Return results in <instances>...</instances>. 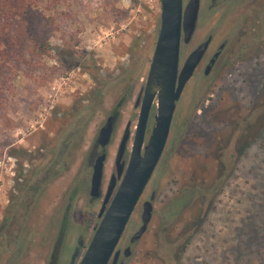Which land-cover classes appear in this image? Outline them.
<instances>
[{
  "label": "rangeland",
  "instance_id": "1",
  "mask_svg": "<svg viewBox=\"0 0 264 264\" xmlns=\"http://www.w3.org/2000/svg\"><path fill=\"white\" fill-rule=\"evenodd\" d=\"M69 1L58 7L64 20L46 29L43 82L32 71L15 73L13 101L0 116V264H49L81 186L58 260L71 264L81 238L80 263L101 207L89 202L94 143L121 101L104 191L129 123L130 159L161 0ZM206 7L195 41L211 31L215 38L201 64L227 38L229 46L208 78L198 67L177 103L164 155L119 245H129L155 192L153 220L128 264H264V0H232L212 13ZM188 51L182 47L180 66ZM156 114L157 102L145 144Z\"/></svg>",
  "mask_w": 264,
  "mask_h": 264
},
{
  "label": "water",
  "instance_id": "2",
  "mask_svg": "<svg viewBox=\"0 0 264 264\" xmlns=\"http://www.w3.org/2000/svg\"><path fill=\"white\" fill-rule=\"evenodd\" d=\"M160 30L150 65L140 114L136 126L130 159L127 162L131 140L130 123L122 136L103 207L100 223L95 228L79 264H128L133 247L149 229L154 214L156 193L142 205L141 226L130 238L129 245L119 249L129 221L148 186L168 143L177 103L205 58L213 38L204 40L180 66L181 49L195 34L201 17L202 0H161ZM215 60L207 68H212ZM140 100V99H138ZM157 102V114L151 135L145 144L153 106ZM121 101L100 129L98 143L106 149L111 143L119 117ZM139 106V101L136 103ZM107 154L103 153L94 165L91 194L98 196L103 178ZM118 181L119 184H118ZM116 190L113 198H110ZM109 206L107 207V205Z\"/></svg>",
  "mask_w": 264,
  "mask_h": 264
},
{
  "label": "trees",
  "instance_id": "3",
  "mask_svg": "<svg viewBox=\"0 0 264 264\" xmlns=\"http://www.w3.org/2000/svg\"><path fill=\"white\" fill-rule=\"evenodd\" d=\"M69 0H0V116L4 118L14 94L12 80L19 71H32L37 83L51 51L49 31L60 20L58 7ZM52 12L46 16L45 12Z\"/></svg>",
  "mask_w": 264,
  "mask_h": 264
},
{
  "label": "flooded vegetation",
  "instance_id": "4",
  "mask_svg": "<svg viewBox=\"0 0 264 264\" xmlns=\"http://www.w3.org/2000/svg\"><path fill=\"white\" fill-rule=\"evenodd\" d=\"M204 1L206 2V5H207V10L209 13H212L213 11H215L217 8H220L221 6L225 5L226 3L232 1V0H202V5H201V14H202V10L204 8ZM252 0H237V2L240 4V5H246L247 3L251 2ZM255 1H259V0H255ZM251 4V3H250ZM249 4V5H250ZM252 5V4H251ZM206 10V11H207ZM199 27V26H198ZM198 31V28L195 32V34L193 35L191 41L188 43V44H183L182 47H187L188 48V55L187 57L204 41H200V43H196L195 39H196V33ZM208 37H212L213 40H212V43L214 41V38H215V31L214 32H210L207 36H206V39ZM205 39V38H204ZM205 39V40H206ZM212 43L210 44V47H209V50L212 49ZM229 40L228 38L226 40H224L222 43H220L219 45L215 46L214 49H213V53L211 55V57H208V60H206L205 63L200 64L202 65V67H204L203 69V76L205 78H208L210 75H212L215 67L217 66V64L221 61V58L223 56V53L225 52V50L227 49V47L229 46ZM208 50V51H209ZM233 55L231 54V56H229V58H231ZM186 57V58H187ZM206 57V56H205ZM235 59V58H233ZM215 60V63L213 64L212 68L209 70V73L206 74V71H207V68L212 65L211 62ZM202 63V62H201ZM199 65V66H200ZM140 99V98H139ZM139 103H140V100H138ZM137 101V102H138ZM242 121H245L242 120ZM117 124V123H116ZM115 128H116V125H115ZM98 138H99V134H98V137L97 139L95 140V143H94V147H93V151H92V156H93V159H92V165H91V170L88 171V175H90V178H88V180H90V184H91V181H92V175H93V172H94V165L97 161V159L103 154V153H106L107 154V151L106 149H104L103 147H101V145L98 143ZM167 147V145H166ZM166 150V148H165ZM164 150V152H165ZM164 155V153H163ZM162 155V157H163ZM162 159V158H161ZM161 161V160H160ZM160 163V162H159ZM159 165V164H158ZM114 173L111 174L110 176V179L112 177ZM110 181V180H109ZM120 181H118V184H119ZM109 184V183H108ZM92 186V185H91ZM107 189H108V186L106 188V190L104 191L103 189V182H102V186H101V189H100V192L98 194V196H92L91 194V187H90V204H94V203H97V202H100L101 203V207L98 211V214H97V220L98 222L100 223L101 219H100V213H101V209L103 207V202L105 200V197H106V193H107ZM81 192V186L79 187H76L74 189V191L72 192V195L70 196V203L67 205L66 207V211L64 213V217L62 219V222H61V226H60V230H59V237H58V241L55 242V245H54V251H53V254L51 256V261L49 264H58V260H59V257H60V251H61V248H62V245H63V240L65 238V235H66V232L68 230V216L70 215L71 213V209H72V203L75 201L77 195ZM116 190L113 192L111 198H110V201L111 199L113 198L114 194H115ZM155 193V192H152L151 195ZM150 195V197H151ZM109 206V204L107 205V207ZM154 216V214H153ZM153 220V218H152ZM98 223V224H99ZM97 227V225H96ZM94 227V230L95 228ZM83 245V242L81 240V238H79L76 242V245H75V249H74V253L72 255V258H71V264H75V261H76V258L79 256V253H80V248L82 247Z\"/></svg>",
  "mask_w": 264,
  "mask_h": 264
}]
</instances>
